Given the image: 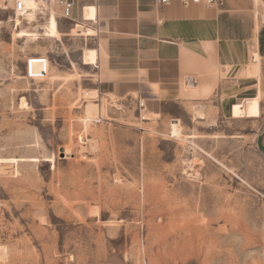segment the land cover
<instances>
[{
	"label": "rangeland",
	"instance_id": "rangeland-1",
	"mask_svg": "<svg viewBox=\"0 0 264 264\" xmlns=\"http://www.w3.org/2000/svg\"><path fill=\"white\" fill-rule=\"evenodd\" d=\"M11 5L0 0V264H264V93L238 100L254 98L248 117L201 101L190 118L175 104L147 115L134 96L88 90L94 43L13 37ZM46 55L47 77L29 78ZM254 65L243 74L259 79ZM89 101L101 111L87 119Z\"/></svg>",
	"mask_w": 264,
	"mask_h": 264
},
{
	"label": "crops",
	"instance_id": "crops-1",
	"mask_svg": "<svg viewBox=\"0 0 264 264\" xmlns=\"http://www.w3.org/2000/svg\"><path fill=\"white\" fill-rule=\"evenodd\" d=\"M260 1L223 0L207 7L178 0L168 4L158 0H76L71 19L59 17V9L52 8L59 32L52 43L62 48L66 40H72L74 23L92 29L91 35L77 36L96 45L91 49L97 53L92 66L98 83L94 81L95 88L88 90L134 96L144 101L147 115L171 116L166 107L175 104L190 118L187 108L201 101L216 107L221 117L227 118L229 112L233 118L248 117L255 114L254 98L245 105L238 100L254 97L258 90L264 93ZM90 6L95 7V19L85 20L82 8ZM41 11L40 7L35 14L28 12L35 16L33 21L26 14L30 23L26 27L46 22L49 14L37 16ZM255 57L258 63L260 58L259 79L243 74ZM186 78L191 82L188 88Z\"/></svg>",
	"mask_w": 264,
	"mask_h": 264
},
{
	"label": "bare ground",
	"instance_id": "bare-ground-1",
	"mask_svg": "<svg viewBox=\"0 0 264 264\" xmlns=\"http://www.w3.org/2000/svg\"><path fill=\"white\" fill-rule=\"evenodd\" d=\"M4 0H2L3 2ZM257 2V0H255ZM25 5L26 7H29L31 10H33L34 13H36V11L38 9H40V5L42 6H47L46 3L43 0H25ZM95 7L90 6V7H85L84 8V19L87 20H92L95 19ZM263 17V22H264V15ZM33 21L34 18H31ZM16 24L18 25L20 23V20L16 17ZM18 28V27H17ZM16 31L13 33V37L15 38H26L29 40H37L40 38V35H42L43 37H50V38H55L59 36V32L56 28V24H55V17H54V11L51 8L50 9V13L47 17L46 22H44L41 25H35L32 26L31 29H26V28H20L17 29ZM93 33L92 29L89 28H85V26H83L80 23H77L76 25H73L71 31H70V35L75 34L77 36H81V35H91ZM96 59H97V53L94 49L91 48H84V52L81 56V61L82 64L84 65H89V66H95L96 65ZM28 60V59H27ZM257 62V57H255L254 59V63L250 64L247 66L246 72L248 75H253L254 73V69H255V63ZM28 64V62H27ZM28 67V66H27ZM49 61L47 59V57L45 56H38V57H30V64H29V70L30 73L33 74L35 76V79H44L47 77L48 73H49ZM44 70L46 71V74H44ZM184 86H186V88L191 86V82L189 78H186L185 82H184ZM26 103L22 102V105H25ZM101 111L99 104H97L95 101H89L86 106H85V116L88 115L93 116V115H97L99 114ZM197 117L198 118H203L204 114L202 112H197ZM95 115V116H96ZM100 115V114H99ZM87 117V116H86ZM94 117V116H93ZM88 119V117H87ZM92 119V117H91ZM142 119H145V117L142 116ZM67 154L70 153V148H63Z\"/></svg>",
	"mask_w": 264,
	"mask_h": 264
},
{
	"label": "built area",
	"instance_id": "built-area-1",
	"mask_svg": "<svg viewBox=\"0 0 264 264\" xmlns=\"http://www.w3.org/2000/svg\"><path fill=\"white\" fill-rule=\"evenodd\" d=\"M46 3V7L40 5V7L42 8V11L39 12L37 14V16H41L44 14V12H47L48 14L50 13V9L51 8H57L59 9V17L61 18H65V19H71L72 16V11L74 8V4L76 0H44ZM160 3H165L168 4L170 3L171 0H158ZM178 1H182L184 3L186 2H192V3H201L207 7H211V6H215L218 4H221L223 0H178ZM4 3L7 4H12L11 5V10L13 11L14 14V27H20L21 25H25L28 26L29 20L26 18V14H28V12L31 10L29 7H26L25 5V0H4ZM85 7H83L82 9H84ZM40 9H38L37 11H39ZM19 17L20 19V23L17 25L15 22V18ZM74 25H76V23H74ZM29 64H30V59L28 61V64L26 66V72H27V76L29 78H35V76L33 74L30 73L29 70ZM44 74H46V71L44 70ZM138 106H139V110L140 111H144V101L143 100H138Z\"/></svg>",
	"mask_w": 264,
	"mask_h": 264
},
{
	"label": "water",
	"instance_id": "water-1",
	"mask_svg": "<svg viewBox=\"0 0 264 264\" xmlns=\"http://www.w3.org/2000/svg\"><path fill=\"white\" fill-rule=\"evenodd\" d=\"M263 139H264V133L257 138V146H258L259 150L262 152V154L264 155Z\"/></svg>",
	"mask_w": 264,
	"mask_h": 264
}]
</instances>
